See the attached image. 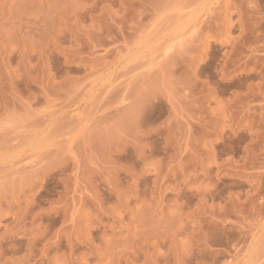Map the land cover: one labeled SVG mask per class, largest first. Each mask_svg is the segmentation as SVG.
I'll return each instance as SVG.
<instances>
[{"label": "rangeland", "instance_id": "374dc122", "mask_svg": "<svg viewBox=\"0 0 264 264\" xmlns=\"http://www.w3.org/2000/svg\"><path fill=\"white\" fill-rule=\"evenodd\" d=\"M0 264H264V0H0Z\"/></svg>", "mask_w": 264, "mask_h": 264}]
</instances>
